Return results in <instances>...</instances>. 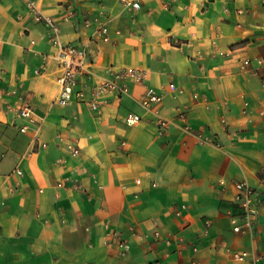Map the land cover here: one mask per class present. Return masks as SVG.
I'll use <instances>...</instances> for the list:
<instances>
[{
  "label": "crops",
  "instance_id": "obj_1",
  "mask_svg": "<svg viewBox=\"0 0 264 264\" xmlns=\"http://www.w3.org/2000/svg\"><path fill=\"white\" fill-rule=\"evenodd\" d=\"M28 2L52 17L74 3L76 14L55 34ZM140 3L0 0V264H238L224 246L256 257L244 264H264V66L256 63L264 3ZM71 41L89 51L86 89L111 68L143 69L145 84L163 94L157 113L140 104L146 87L132 81L98 112L76 100L57 104L55 56ZM24 105L34 123L16 115ZM129 112L142 120L127 126ZM157 114L168 120L163 132ZM234 181L254 187L260 204L252 229L239 233L227 215L239 210ZM118 237L129 244L124 256Z\"/></svg>",
  "mask_w": 264,
  "mask_h": 264
},
{
  "label": "built area",
  "instance_id": "obj_2",
  "mask_svg": "<svg viewBox=\"0 0 264 264\" xmlns=\"http://www.w3.org/2000/svg\"><path fill=\"white\" fill-rule=\"evenodd\" d=\"M78 1V0H76ZM123 8L127 9H139L141 6V0H119ZM264 3V0H262ZM28 7L32 13L33 19L42 23L49 30L55 32L58 31V24L60 20H71L76 14V6L74 3L68 4L66 11L59 17L45 16L41 14L32 4L28 2ZM94 21H97L96 18ZM91 21L85 20V25L88 26ZM98 31L101 33L103 40H108V28L105 24L99 26ZM51 40L55 43V36H51ZM60 51L55 56L57 67L59 71L58 84L59 89L55 97V102L61 106L70 104L73 100L79 102H85L92 111L98 112L101 104L108 102L112 97H120L122 94L128 92V81H132L136 84L145 85V90L140 98V104L150 111L157 113V106L163 100V94L158 92L154 87L147 86L146 71L137 68H120L110 69V76L100 77L98 81L86 89V80L91 79L94 76L92 63L88 57L87 48L85 45L80 44L77 41H71L67 45H62ZM251 60L245 59L243 61V67L250 65ZM258 66H264V58L256 59ZM47 65L44 64L36 73H44ZM169 89L175 90L174 83L169 84ZM88 91V94H87ZM259 110V114L264 116V106ZM18 117H24L27 122L34 123V117L31 109L28 105L19 107L16 110ZM142 117L139 114L129 112L126 114V125L131 127L137 122L141 121ZM168 120L157 114V125L159 131L163 132L166 129ZM28 124H24L19 127L21 132H28L30 130ZM33 129V128H32ZM38 140V139H37ZM124 144V142H123ZM40 147H45L44 142L38 140ZM69 148L74 155L80 154V149L74 143L69 144ZM17 174H21V171L17 169ZM69 179H63L57 183L58 186H67ZM219 184L224 185L225 181L221 180ZM71 187L79 188L80 185L77 182H72ZM232 187L235 190L233 201L238 206V212L233 213L228 211L229 222L232 226V230L236 233L245 232L251 230L254 225V220L258 214L259 199L256 197V191L247 181H234ZM179 212H177L178 214ZM208 226L210 222L205 221ZM154 241L160 240V232H153ZM166 244L172 243L171 239H166ZM114 249L119 256H124L129 250V244L125 239L118 237ZM224 250L233 258L238 264H244L249 258L256 259V257L249 251H234L227 246H224ZM259 258V257H258ZM190 264H195V260H192Z\"/></svg>",
  "mask_w": 264,
  "mask_h": 264
}]
</instances>
